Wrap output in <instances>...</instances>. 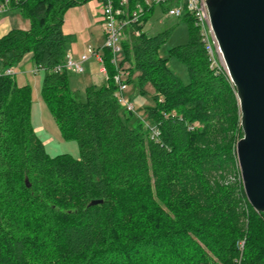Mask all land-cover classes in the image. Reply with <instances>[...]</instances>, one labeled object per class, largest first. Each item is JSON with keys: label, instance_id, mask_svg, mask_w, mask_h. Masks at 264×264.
I'll use <instances>...</instances> for the list:
<instances>
[{"label": "trees", "instance_id": "16d2710c", "mask_svg": "<svg viewBox=\"0 0 264 264\" xmlns=\"http://www.w3.org/2000/svg\"><path fill=\"white\" fill-rule=\"evenodd\" d=\"M90 1L0 0L30 21L0 38L1 67L33 54L43 100L80 148L79 158L50 156L32 123L31 85L0 76V264H264V213L242 182H228L244 136L237 90L211 67L193 16L182 17L188 42L169 51L186 64L187 84L159 54L172 29L143 30L153 7L126 28L119 67L140 94L154 87L152 137V126L128 124L134 112L116 97L111 50L106 83L88 86L85 99L71 72L53 70L73 41L67 11ZM112 1L130 15L143 2Z\"/></svg>", "mask_w": 264, "mask_h": 264}, {"label": "water", "instance_id": "95a60500", "mask_svg": "<svg viewBox=\"0 0 264 264\" xmlns=\"http://www.w3.org/2000/svg\"><path fill=\"white\" fill-rule=\"evenodd\" d=\"M236 87L244 136L237 158L245 194L264 213V0H207Z\"/></svg>", "mask_w": 264, "mask_h": 264}, {"label": "rangeland", "instance_id": "374dc122", "mask_svg": "<svg viewBox=\"0 0 264 264\" xmlns=\"http://www.w3.org/2000/svg\"><path fill=\"white\" fill-rule=\"evenodd\" d=\"M100 1L93 0L91 4H98ZM167 5L156 4L146 20L143 30L149 36L157 35L165 30L172 29L167 42L160 48L159 54L167 59L168 67L181 78L184 84L189 83L190 76L186 64L177 57L170 54V49L185 44L189 40V23L183 18L173 17L167 12ZM13 15L21 17L18 10H12ZM23 18V17H21ZM30 63L26 68H32ZM36 66V65H34ZM100 63L96 59H91L85 63L84 73L71 72L69 83L73 91L79 92L82 99H85L86 88L92 84L102 85L106 82V76L99 72ZM129 65H126L128 67ZM22 71V70H20ZM31 73L22 75L17 72L16 79L18 85L30 84L32 87V123L37 135L44 142L46 151L50 156L59 154H70L74 158L80 157V148L75 139H66L62 135L59 126L42 98L41 90L44 77V71L39 70L36 74ZM92 80H90L91 78ZM145 94H140L134 83L128 84L125 91V97L135 105L134 115L128 121L132 127L144 122L145 126H154V123L148 119L147 111L155 106V90L151 84H147ZM239 167V163H238ZM240 170V167H239ZM228 182H242L241 170L233 174ZM244 187V186H243ZM245 191V190H244ZM250 203V202H249ZM240 248L244 247V241L239 243Z\"/></svg>", "mask_w": 264, "mask_h": 264}, {"label": "built area", "instance_id": "2783aa9c", "mask_svg": "<svg viewBox=\"0 0 264 264\" xmlns=\"http://www.w3.org/2000/svg\"><path fill=\"white\" fill-rule=\"evenodd\" d=\"M127 2L128 0H123L121 5L125 6ZM156 4L167 5V12L173 17L182 18L185 12H189L193 16L195 25L199 29L202 40L205 43V49L210 59L211 67L217 72L224 73L231 80L229 70L212 26L207 0H143V2L137 4L136 10L131 15L122 7H116L112 0H105L102 13L105 39L102 48L111 50L113 54L112 63L119 67L123 58L122 43L126 37V28L131 23L137 22L145 13L146 9H150ZM3 5L5 6L6 3ZM93 57L100 63L101 66L99 71L105 75L107 79L108 71L104 62L103 54L91 44L84 47L79 58H75L72 53L68 52L65 62L55 66L53 70L59 73L65 70L74 73H84L85 63ZM39 70H44V67L36 65L32 73L36 74ZM16 74V66L3 69L0 65V76H15ZM128 77L129 73L127 70H125L124 67H119L118 73L114 77V80L118 85L116 97L119 104H121L126 110L134 112L135 105L124 95L128 88ZM151 128L152 137L158 136L159 130L154 126Z\"/></svg>", "mask_w": 264, "mask_h": 264}, {"label": "crops", "instance_id": "0c3cea01", "mask_svg": "<svg viewBox=\"0 0 264 264\" xmlns=\"http://www.w3.org/2000/svg\"><path fill=\"white\" fill-rule=\"evenodd\" d=\"M91 3L92 1L84 5L73 7L69 9L65 15L63 25L64 33L73 36V41L70 44L68 52L72 53L75 58H79L84 47L89 44L93 45L104 54V49L102 48L105 39L102 16L103 4L101 2L98 4ZM12 10L16 9H11L7 5L4 6L3 3L0 4V38L14 28L25 30L30 28V21L24 18L21 13V17L23 18L13 15ZM91 59L96 58L93 57ZM30 63H33L32 68H26ZM34 65L33 54L29 53L16 66V69L17 72H20L22 75H27L35 68ZM90 80H92V78ZM105 83L106 82L103 84Z\"/></svg>", "mask_w": 264, "mask_h": 264}]
</instances>
